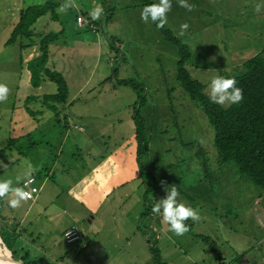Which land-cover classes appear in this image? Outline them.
<instances>
[{"label":"rangeland","instance_id":"1","mask_svg":"<svg viewBox=\"0 0 264 264\" xmlns=\"http://www.w3.org/2000/svg\"><path fill=\"white\" fill-rule=\"evenodd\" d=\"M44 1L0 0V83L10 89L7 102L0 103V161L7 165L0 168V180L12 179L13 186L20 187L16 177L23 176L30 162L37 168L33 174L37 179L45 169H50L44 195L47 197L54 191L61 196L65 183L77 181L81 169L91 162L95 152L100 151L103 158L116 144L117 149L120 145V151L134 159V151L127 148L133 142L130 114L137 98L129 87L115 83L112 69L116 78H126L143 87L140 93L145 102L138 114L145 127L147 151L140 162L144 173L149 174L147 181L153 177L156 200L165 197V186L175 185L182 202L197 208L201 215L199 222H186L190 230L183 236L168 231V225L159 216L151 213L140 217L139 222L145 225L149 219L155 221L156 231L153 230L158 238L152 248L157 250L160 261L215 264V253L209 245L212 242L226 264H241L234 254L245 252L250 253L248 264H264V189L240 174L232 162L218 161L213 130L206 116L175 80L176 48L152 23L141 21L143 6L139 0H72L73 6L66 11L61 10L66 0H52L59 2L58 21L44 15L36 23L46 31L63 29L58 36L61 41L49 45L47 65L61 72L67 83V98L73 100L61 107L56 116L42 108L38 98L27 100L35 92L25 82L28 75L18 62L19 50L16 45L3 43L18 10ZM172 2L165 28L188 46L190 58L185 68L204 85L207 96L214 77L233 73L236 66L264 47V9L259 13L254 10L262 0H189L196 6L192 12L179 7L177 0ZM98 7L103 9L102 15L93 20L91 13ZM76 13H82L85 21L87 17L92 19L96 30L76 26ZM181 23L189 24L184 36L177 35ZM110 37L120 40L122 47L114 45L109 51ZM105 78L109 79L103 81ZM40 86L44 87L42 92L55 87L49 81ZM26 108L33 113L29 114ZM75 126L81 127L82 132ZM199 148L204 152V167L196 153ZM94 161L101 163L100 158L95 157ZM144 179L141 177L140 181ZM140 181L127 185L130 191L126 200H122L130 205L124 206L126 218L144 210L142 192L146 182ZM55 182L56 186L52 184ZM9 198L1 199L0 222L11 215ZM71 205L81 211L76 204ZM33 214L31 210L29 216ZM46 220L50 223L44 226L43 235L28 236L45 251L55 242V237L58 239L54 233L61 223L56 214ZM30 226L35 232L34 221ZM204 236L209 243L202 240ZM22 241L27 249L28 238ZM142 241L144 248L140 247L146 257L140 255L134 264H144L145 258V264H149V259L153 261L150 241ZM7 252L5 261H9ZM15 256L17 253H13Z\"/></svg>","mask_w":264,"mask_h":264},{"label":"trees","instance_id":"2","mask_svg":"<svg viewBox=\"0 0 264 264\" xmlns=\"http://www.w3.org/2000/svg\"><path fill=\"white\" fill-rule=\"evenodd\" d=\"M139 1L142 6L152 3L146 0ZM58 3L57 1L45 0L41 4H30L20 8L17 13V19L12 24L8 37L3 43L5 46H17L19 50L18 62L28 72V82L32 87H38L46 81L54 84L55 87L52 92L44 93L38 98L40 103L46 109L51 110L54 116L64 106L68 95V88L61 72L49 67L47 61L49 58V45L57 40L63 29L60 28L56 32L51 30L46 31L36 21H40V17L44 15H48L52 21H58V14L56 12ZM77 15L82 16L83 14L76 13L75 23ZM152 25L155 27V24ZM76 26H78L77 23ZM78 27L91 31L97 28L89 17H87V21L84 20ZM159 32L167 42L176 48L175 80L179 83L188 98L200 106L206 116L207 122L213 130V145L218 161L220 163L232 162L240 174L247 175L254 185L264 189V47L240 64L239 67L236 66L233 73L219 75L226 78L234 77L237 80V86L243 89L244 94V99L239 105L222 106L210 102L208 96L203 91L204 85L192 78L186 70L185 63L190 58L188 46L180 42L165 27L159 29ZM108 46L110 48L114 47L111 39H108ZM33 47L35 55H32L28 60L23 62L26 52ZM111 77L116 79L115 83L117 85L129 87L137 98L136 103L134 102L132 106L130 117L133 124L137 173L139 178H145L141 182H146L142 192L144 210L141 212V217L147 216V214H151L150 208H152V204L154 205L157 200L153 177H150L149 181H147L149 174L144 173L140 162L141 157L147 151L145 127L143 120L138 114L139 107L145 102L144 95L140 93L143 87L132 80L116 78L112 69ZM108 79L105 78L104 80ZM35 98L36 95H29L27 100ZM26 111L29 114L33 113L28 108H26ZM75 128L77 127L75 126ZM7 141L12 143L13 140L8 139ZM196 153L199 156L201 166L204 167V152L199 148ZM1 207L2 200L0 199V209ZM19 232H15L14 229L7 231L6 227L0 224V240L7 250L10 251L12 243L16 238L21 236ZM143 234L146 242L150 241L149 250L153 257V264H166L160 261L157 250L152 248L153 243L158 238L155 231L151 227H148L146 231L143 229ZM203 238L202 240L209 243L206 236ZM209 245L210 251L215 253V264H226L218 253L216 246L212 242ZM243 254L239 255L235 253L234 258L240 259ZM12 255L11 253L10 256L14 259ZM21 264H37V262L25 261Z\"/></svg>","mask_w":264,"mask_h":264},{"label":"crops","instance_id":"3","mask_svg":"<svg viewBox=\"0 0 264 264\" xmlns=\"http://www.w3.org/2000/svg\"><path fill=\"white\" fill-rule=\"evenodd\" d=\"M109 39L113 41L116 47H122L120 40L111 37ZM56 41L60 42L61 40L57 38L54 42ZM94 43L96 42H92V44ZM112 49L114 48L108 46L109 51ZM32 55H35L34 47L26 52L23 62ZM26 74L28 75L27 71ZM25 82L29 84L28 76ZM43 88L40 85L34 88L33 91L36 98H40L44 93L53 91V89H50L48 92H42ZM72 100L73 98H67L64 105L71 104ZM41 107L46 110L42 104ZM76 129L82 132L81 127ZM132 140L133 142L128 146L127 150L134 151V159H130V157L123 154L120 151V145L117 149L116 144L113 150L107 152L103 158L100 151L95 152L93 155L96 158H100L101 163L94 161L95 157H93L91 162L85 164L81 169L76 182L69 185L65 183V190L62 191L61 196L54 191L49 193L47 197L44 195V189H47L45 187L47 180L51 175L50 169H45L43 176L39 179L33 175L34 183L32 186L36 188L33 193V199L21 202L19 208H11L10 217L0 222L6 227L7 231L14 229L15 232H19L21 230L19 232L21 236L16 238L10 251L8 250L9 254L17 253L14 259L20 263L33 261L37 262V264H134V261L138 260L140 255L146 257L141 249V247L144 248L142 239L146 241L143 229L146 231L147 227H151L156 231L155 221L149 219L146 221V225L141 220L139 222L141 212L136 213L135 217L126 218L124 206L129 207L130 205L122 201L126 200L125 198L128 197V192L130 191L127 185L136 180L140 181L135 163V143L133 138ZM61 174L62 172L60 176H62ZM25 179L20 181V187L21 182ZM140 183L142 184L141 181ZM52 184L57 185L56 182ZM51 195H54V198ZM54 199H59L60 204L58 203L59 200L57 202ZM69 201L76 204L81 211L72 208ZM31 210L34 211V214L29 216ZM65 213L67 215L62 216ZM54 214L61 219L60 226L54 233L58 239L55 237V242L45 251L42 247L39 248L40 245L34 244L33 240L28 236L31 233H35L37 236L39 234L43 235L44 226H49L50 223L46 218H50ZM43 219L45 221L38 225V222ZM33 221L37 226V228H34L35 232L30 226ZM71 226L79 230L80 236L77 240L66 243L63 240L62 233ZM48 232L52 233L54 231ZM25 237L29 240L27 249H25L22 241ZM31 244H34L33 247ZM137 246L141 250L139 253L137 252ZM5 252L6 249L4 248L3 251L0 244V261H3L2 258L5 259ZM249 254L245 252L242 255L240 258L241 264H248L249 260H247V257ZM4 264H7V262L5 261ZM149 264H153L152 259H149Z\"/></svg>","mask_w":264,"mask_h":264},{"label":"clouds","instance_id":"4","mask_svg":"<svg viewBox=\"0 0 264 264\" xmlns=\"http://www.w3.org/2000/svg\"><path fill=\"white\" fill-rule=\"evenodd\" d=\"M177 5L188 12L196 9V6L189 3V0H177ZM72 6V0H66L61 5V10L66 11ZM172 7V0H158L156 3L147 4L141 9L140 19L145 24H155L157 30L163 29L168 23V13L172 10ZM262 9H264V0L257 3L254 8L257 13ZM102 12V8H96L91 13V18L93 20L99 19ZM188 28V23H181L177 35L184 36ZM9 94L10 89L7 85L0 83V103L7 102ZM208 98L214 104L231 106L232 104L239 105L244 99V94L243 89L237 86V80L234 77L226 78L218 75L210 81ZM6 167L7 165L3 161H0V168ZM35 171H37V168L28 162L23 176L16 177V183L19 184L25 178L34 182L33 174ZM161 185L164 186V181H161ZM35 191L36 189L29 192L21 187H14L12 179L0 180V199L10 197L8 204L13 209L19 208L21 202L32 200ZM165 191V197L154 203L151 208V213L159 216L162 223L168 225V231L175 236H183L190 230L186 222L189 220L193 223L199 222L201 220L200 212L197 208H193L182 202L180 199L181 194L177 186H165ZM0 264H4V262L0 261Z\"/></svg>","mask_w":264,"mask_h":264},{"label":"built area","instance_id":"5","mask_svg":"<svg viewBox=\"0 0 264 264\" xmlns=\"http://www.w3.org/2000/svg\"><path fill=\"white\" fill-rule=\"evenodd\" d=\"M83 21L84 19L82 18V16L80 15L76 16V23L78 26H80ZM33 183L34 182H31L28 178H26L24 181L21 182V188H23L25 191L31 192L33 189H36L32 186ZM79 236H80L79 230L73 226L67 228L62 233L63 240L66 243H70L77 240Z\"/></svg>","mask_w":264,"mask_h":264},{"label":"water","instance_id":"6","mask_svg":"<svg viewBox=\"0 0 264 264\" xmlns=\"http://www.w3.org/2000/svg\"><path fill=\"white\" fill-rule=\"evenodd\" d=\"M0 244H1V246H2L3 248H5L4 245L1 243V240H0ZM5 249H6V248H5ZM6 250H7V249H6ZM7 251H8V250H7ZM8 254H9V252H8ZM8 257H9V261H11L12 263L21 264L20 262H18V261H16V260H14L13 258H11L10 254L8 255Z\"/></svg>","mask_w":264,"mask_h":264},{"label":"bare ground","instance_id":"7","mask_svg":"<svg viewBox=\"0 0 264 264\" xmlns=\"http://www.w3.org/2000/svg\"><path fill=\"white\" fill-rule=\"evenodd\" d=\"M2 260H3V262L5 261V259L4 258H2ZM7 261V260H6ZM9 264H14V263H12L11 261L9 262V261H7Z\"/></svg>","mask_w":264,"mask_h":264}]
</instances>
